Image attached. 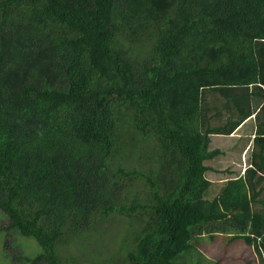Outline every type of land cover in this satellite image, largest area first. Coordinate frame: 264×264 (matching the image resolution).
Masks as SVG:
<instances>
[{
	"label": "trees",
	"instance_id": "trees-1",
	"mask_svg": "<svg viewBox=\"0 0 264 264\" xmlns=\"http://www.w3.org/2000/svg\"><path fill=\"white\" fill-rule=\"evenodd\" d=\"M218 234L264 264V0H0V264H220Z\"/></svg>",
	"mask_w": 264,
	"mask_h": 264
},
{
	"label": "rangeland",
	"instance_id": "rangeland-1",
	"mask_svg": "<svg viewBox=\"0 0 264 264\" xmlns=\"http://www.w3.org/2000/svg\"><path fill=\"white\" fill-rule=\"evenodd\" d=\"M212 122L217 123V119L212 120ZM246 133L247 132L245 131L243 133L239 131L238 132L239 135L236 138H233L232 141L231 140L228 141L227 144L229 146V149H231L230 160H228L223 156H220L213 159L212 161L207 162L210 166L214 164V166L216 167H220V166L224 167L227 164H230L229 166H233V168L235 169L234 174H228L226 172L206 173V176L213 181L212 183L213 187L212 189H210L209 196L215 195L219 190V188L223 185L224 180H226L228 177L237 176L240 173L244 172L245 170L244 168L246 164L249 163V158L247 156L240 157V155L238 153L236 154L235 151L239 150L238 149L239 146L244 145V143H247L248 137H245ZM223 139L227 140V137H223ZM219 143L220 145L215 144V140H214L212 142V145L222 147L223 143L222 142ZM106 226L107 225L105 222L96 228V232L101 235L100 240L106 239L109 235L110 226L104 231ZM216 236L217 237L215 238L214 241L208 239L207 236H202L201 240L198 243L199 249H201V251L206 256V259H204V261L207 260L211 261L223 257V259H221L220 261V264H258L257 262H254L255 261L254 258L256 254L252 246L247 245L242 239L229 241L228 236L225 234H218ZM101 243L103 242L100 241L99 245ZM32 248L33 247L31 246L25 247L26 251ZM68 248L72 250V253L74 255L80 253L78 247L74 244H70ZM68 248H66L64 253H67ZM250 260H253V262H250Z\"/></svg>",
	"mask_w": 264,
	"mask_h": 264
},
{
	"label": "crops",
	"instance_id": "crops-1",
	"mask_svg": "<svg viewBox=\"0 0 264 264\" xmlns=\"http://www.w3.org/2000/svg\"><path fill=\"white\" fill-rule=\"evenodd\" d=\"M243 129H244L245 132H247L249 130L247 128L246 124L243 125ZM251 132H252V130H249V132H247L246 135H245V137H248L247 143H244V145L239 146L238 147L239 150L235 151V153L236 154L238 153L240 155V157H242V156H247V157L250 156L249 155V146L251 145L252 139L254 138V135ZM238 135L239 134H237V133H233V134L225 135V136L224 135L212 136V141L211 142H213L215 140V144H217V145H220L219 142H222L223 143V146L221 148L224 149V150H226L227 152H225V154H222L221 156H223V157L227 158L228 160H230V155H231V152L230 151H231V149H229V146H228L227 143H228L229 140L232 141V139L233 138H236ZM223 137H227V140L223 139ZM228 152H230V153H228ZM248 164H246V166H245L244 169H246V167L248 166ZM229 165L230 164H227L224 167H221V166L220 167H216V166H214V164H212V170L209 171V172L210 173H220V172H222L226 168H231V169L235 170L233 168V166H229Z\"/></svg>",
	"mask_w": 264,
	"mask_h": 264
}]
</instances>
